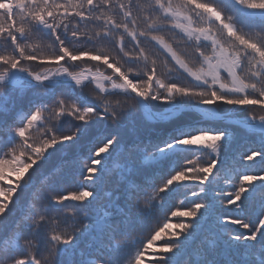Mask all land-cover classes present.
I'll return each mask as SVG.
<instances>
[{
  "label": "snow or ice",
  "instance_id": "1",
  "mask_svg": "<svg viewBox=\"0 0 264 264\" xmlns=\"http://www.w3.org/2000/svg\"><path fill=\"white\" fill-rule=\"evenodd\" d=\"M0 264H264V0H0Z\"/></svg>",
  "mask_w": 264,
  "mask_h": 264
},
{
  "label": "trees",
  "instance_id": "2",
  "mask_svg": "<svg viewBox=\"0 0 264 264\" xmlns=\"http://www.w3.org/2000/svg\"><path fill=\"white\" fill-rule=\"evenodd\" d=\"M173 222H175V221H173Z\"/></svg>",
  "mask_w": 264,
  "mask_h": 264
}]
</instances>
